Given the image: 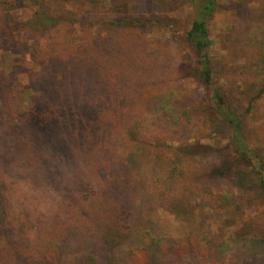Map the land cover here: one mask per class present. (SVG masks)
I'll list each match as a JSON object with an SVG mask.
<instances>
[{"label":"rangeland","instance_id":"rangeland-1","mask_svg":"<svg viewBox=\"0 0 264 264\" xmlns=\"http://www.w3.org/2000/svg\"><path fill=\"white\" fill-rule=\"evenodd\" d=\"M0 4V204L5 199L12 215L47 218L55 224L49 236L60 235L78 203L79 190L85 185L104 192L115 190L106 182L112 178V166H123L131 236L116 251L115 264L155 260L160 264H264V189L256 169H244L236 181L209 184L238 195L244 190V201L236 208L215 209L195 199L189 219L183 220L165 211L160 199L143 201L141 196V190L165 178L172 163L154 155L136 159L131 169L133 159L127 157L119 134L120 119L126 117L134 94L150 86L154 94L145 103V115L151 120L147 126L165 144L173 148L194 144L200 150L204 145L221 148L230 141L228 126L209 107L199 83L187 75L194 53L183 35L195 17L192 0H11ZM51 8L72 12L81 21L38 26L34 12ZM115 14L144 15L153 23L139 29L141 43L129 38L119 44L118 31L111 33L102 24ZM208 24L214 40L215 82L233 93L235 109L244 112L249 96L241 93V84L229 80L230 41L237 32L239 44L264 35V0H218ZM194 88L201 90L199 104L187 116V131L174 135L161 123L170 107L169 95ZM10 102L35 110L33 122L10 118ZM206 119L213 121V127L203 131ZM245 125L251 133L249 142L260 144L264 95L253 102ZM218 159L216 153L200 157V173ZM179 162L188 170L196 168V161ZM32 234L25 237L24 247L12 238L15 250L4 249L3 244L10 243L0 236L5 264L36 259L27 250ZM190 235L199 243L191 245ZM103 260L100 249L60 258L62 264H105Z\"/></svg>","mask_w":264,"mask_h":264},{"label":"trees","instance_id":"trees-1","mask_svg":"<svg viewBox=\"0 0 264 264\" xmlns=\"http://www.w3.org/2000/svg\"><path fill=\"white\" fill-rule=\"evenodd\" d=\"M10 1L0 0L4 5ZM192 7L195 17L190 29L183 35V39L191 45L194 53L191 72L187 75L199 83L209 107L216 111L228 126L230 141L221 148L214 149L212 146L204 145L200 150H196L197 146L194 144H182L175 148L165 144L152 133V128L147 126L151 120L145 115V103L154 94L150 86L134 94L133 102L126 111V117L120 119L119 124V134L123 139L125 151L128 152L127 157L133 159L131 169L136 167V159L147 160L154 155L163 162L172 163L170 170L165 173V178H158L151 188L147 186L141 190L142 200L156 197L160 199L165 211L183 220L189 219L192 212L190 204L195 199H202L209 207L220 210L236 208L240 205L244 201V190L238 195L232 191L215 190L209 184L236 181L244 169H256L259 174V184L264 189V138L258 145L251 144L249 142L251 133L245 125L253 108V102L264 95V35L258 39H243L244 41L239 44L236 41L239 38L237 32L230 41L233 51L227 63L230 71L229 80L233 84H241V93L249 96L250 99L245 111L238 112L235 109L233 93L215 82L211 55L214 40L211 37L208 20L218 8V0H192ZM65 13L64 10L52 8L45 11L37 9L33 20L43 28L81 21L72 12ZM103 21L102 24L108 31L121 33V35L117 33L119 44L129 38L141 43L143 36L139 29L148 28L153 23L144 15L115 14L112 18ZM130 32L132 34L129 37ZM108 72L112 71H107L105 74ZM111 81L116 86V81ZM201 96V90L198 88L172 91L168 98L170 107L162 118L163 126L171 129L174 135H182L181 133L187 131L185 128L189 120L187 116L191 114L192 108L198 106ZM7 108L10 118L17 117L25 123L33 122L37 116L35 110L21 108L15 102L7 104ZM205 121L203 131L213 127L212 120ZM215 153L219 156L217 163L213 162L205 170L207 172L200 173V157H208ZM181 160L196 161V168L188 170L179 162ZM110 173L112 178L106 184H110L109 186L114 187L115 190L104 192L88 185L83 186L78 192V203L68 217L65 231L53 237L49 236L48 230L55 225L54 223L47 218L34 217L29 213L12 215L9 204L4 199L0 204V236L2 235L10 244L12 238H16L24 247L25 237L31 233L34 235L27 250L36 256V259L27 257L24 262L12 264H62L60 258L65 255L91 249H100L104 253L105 264H115L116 251L131 236L128 223L131 211L126 206V196L123 194L127 170L123 166H119L118 169V165H114ZM188 241L191 245L199 243L194 235H190ZM10 244L7 247L3 244L4 249L13 246ZM12 250L15 249L12 247ZM5 256L2 252L0 264H5ZM150 264L160 263L155 260Z\"/></svg>","mask_w":264,"mask_h":264}]
</instances>
